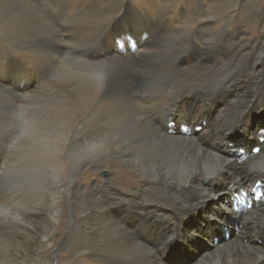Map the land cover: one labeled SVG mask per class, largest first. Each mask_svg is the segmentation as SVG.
Segmentation results:
<instances>
[{
    "label": "bare ground",
    "instance_id": "bare-ground-1",
    "mask_svg": "<svg viewBox=\"0 0 264 264\" xmlns=\"http://www.w3.org/2000/svg\"><path fill=\"white\" fill-rule=\"evenodd\" d=\"M56 8L0 26L8 42L0 48V240L12 247L0 264H52L44 255L59 232L72 234V264H168L179 240L191 248L184 223L199 210L208 240L216 241L212 218L228 225L215 211L239 217L240 230L179 264H264V128H251L253 112L264 110V38L254 50L245 40L247 29L264 27V0H62ZM124 8L131 24L118 18ZM172 38L180 43L165 45ZM78 39L87 46L71 58ZM170 71L183 73L179 88H149L152 75ZM14 76L27 81L19 90L3 81ZM49 76L33 90V77ZM104 169L108 180L88 178ZM204 229L200 222L192 234Z\"/></svg>",
    "mask_w": 264,
    "mask_h": 264
},
{
    "label": "rangeland",
    "instance_id": "rangeland-1",
    "mask_svg": "<svg viewBox=\"0 0 264 264\" xmlns=\"http://www.w3.org/2000/svg\"><path fill=\"white\" fill-rule=\"evenodd\" d=\"M60 2H62V0H0V26L2 29H5L7 27L8 28H14L17 26L18 23H21L19 20V16H22L21 15L22 13L25 15H31L34 13L37 14V13H41L43 11L48 10V8H49V10L53 9L56 11L57 10V8H56L57 3H60ZM125 6H127V4ZM127 8H129V7H127ZM81 13H82L81 9L76 11L77 15H81ZM81 17L82 16H79L78 18L81 20ZM118 18H122V21L125 25L128 23L131 24L130 20H128L126 15H125V8L122 10V13L119 14ZM244 18H245L244 19L245 21H248L250 23L255 22V20L248 17V14H245ZM134 31L136 32V30H134ZM246 32H248V33H246L245 40L249 41L251 43L250 46L254 45L253 47H251V49L253 48V50H254L256 44L259 43L260 41H262L264 38V27L259 26V27L254 28V29H247ZM116 42L118 44V39ZM1 43H3V44H1ZM179 43H180V41L172 38V39L166 40L165 45L171 46L174 44L177 45ZM7 45H8L7 41L3 40L0 42V48L7 47ZM86 46L87 45H86L85 41L83 42V39H81V41L79 39L74 41L70 46L72 49V51L70 53V57L72 58V57L77 56V58H78V52L77 51L84 49ZM25 68L29 69V66L25 65ZM177 74H178V76H177ZM182 75H183V73L181 74V72H178V71L177 72L170 71L169 73L168 72L160 73L159 75L154 74L150 78L151 80H150L149 88L152 91L156 90L155 92H169V91H173V90L175 91L177 88L180 87V84H181L180 77ZM220 76H221L220 73L212 74L210 76L208 84L213 85L216 82L214 80ZM163 78H165V79H163ZM32 80H33V84L31 87L33 88V90H36L40 86H45V85L49 84L51 81H53L54 76H49L45 79L33 77ZM3 81L6 82V84L9 87H12L16 90L20 89V83L21 82L23 84L25 82H27L24 78L19 77V76L7 77ZM0 105H1V102H0ZM1 115L2 114L0 113V135L5 136V135H7V131L5 130L6 129V126H5L6 121L3 118H1ZM252 117H253L252 118V125H251L252 130L259 128V127L264 128V110L263 109H259L256 112H253ZM2 127H3V129H1ZM237 136L243 137V133L239 132ZM241 138H239V139H241ZM230 140H232V139H230ZM249 141L254 142L255 139L250 138ZM233 155H234V157L239 158L242 156V153L235 151V153H233ZM103 168H105V167H103ZM108 177H109V170L108 169H104L102 171L91 170V173L88 176V178H91V180H96V179H100V178L104 179V180H108ZM134 180L135 179L133 178L132 181H134ZM81 181H84V179ZM69 188L72 189L73 185L70 184ZM43 193L48 195L49 190H44ZM241 193H243L244 195H247L246 190H242ZM225 197L228 198V197H232V196L225 194ZM225 197H224V199H221V201L224 202ZM43 200H44V196L42 197V202H44ZM45 202H46V197H45ZM229 204H230V201H229ZM236 204L237 203L235 201H233V203H231V205H235V206H236ZM19 206H18V208L22 209L26 205L20 204ZM43 207L48 208L49 205L44 204ZM212 207L213 206L208 207L209 208V211L207 210L208 213H210ZM64 211H65V213H72L70 206L65 208ZM215 212L220 218H221V216H226L227 220H228V225H225L223 222L218 221L215 218H212V223H214V225L217 227L216 241H211L210 238L208 240V237H209L208 233L210 232L209 229H206L207 225L209 224L208 218L204 217L203 212L201 210L196 211L192 215H190V217H188L185 220L186 222L184 223L185 231H184L183 237L189 238L191 235H193V237H194L193 238L191 236L192 240L189 241L191 248H188V249L185 248L183 242H181V240H179L177 242V245L173 248L174 249L173 251L171 249H168V252H170L167 256V259H166L168 264H179L180 262H183L184 260H187L188 258L193 257L199 251L212 250L215 247L213 243H216L217 241L223 242V241H226L229 239H233L238 234V232L240 230V224H241L240 223L241 220L239 217L234 218L227 211H215ZM68 218H70V216ZM200 222H203V226L205 228L204 231L201 233L198 232V233L192 234L193 230L195 228H197V226L200 224ZM63 224H66V222L64 221ZM65 227H66V225H63V228H65ZM220 227H222V228H220ZM71 236H72L71 233L66 234V232L65 233L59 232L55 235V242L53 243V246H50V249L47 252V255L46 254L44 255L45 257H48L50 259L52 264H72L74 262H77V261L73 260L72 254H70L69 248H70L71 241H72ZM152 242L154 244L158 243L157 239H155V238H153ZM0 243H1L0 244V255L5 256L6 254H9L12 251V247L10 246V244L5 245V243H4V245H5L4 246L1 240H0ZM166 255H167V253H165L164 256H166ZM43 262H44V260H43ZM44 263L47 264L46 262H44Z\"/></svg>",
    "mask_w": 264,
    "mask_h": 264
},
{
    "label": "snow or ice",
    "instance_id": "snow-or-ice-1",
    "mask_svg": "<svg viewBox=\"0 0 264 264\" xmlns=\"http://www.w3.org/2000/svg\"><path fill=\"white\" fill-rule=\"evenodd\" d=\"M260 139H261V140H264V132H262V133L260 134ZM255 150H256L257 152L260 151V149H255Z\"/></svg>",
    "mask_w": 264,
    "mask_h": 264
}]
</instances>
